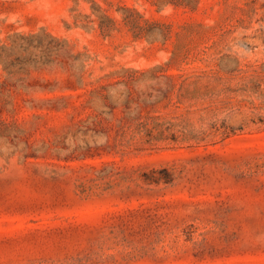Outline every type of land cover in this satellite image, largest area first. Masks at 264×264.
<instances>
[{
	"label": "rangeland",
	"instance_id": "1",
	"mask_svg": "<svg viewBox=\"0 0 264 264\" xmlns=\"http://www.w3.org/2000/svg\"><path fill=\"white\" fill-rule=\"evenodd\" d=\"M0 264H264V0H0Z\"/></svg>",
	"mask_w": 264,
	"mask_h": 264
}]
</instances>
